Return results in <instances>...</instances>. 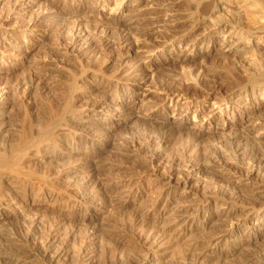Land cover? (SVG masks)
I'll return each mask as SVG.
<instances>
[{
  "label": "rangeland",
  "instance_id": "obj_1",
  "mask_svg": "<svg viewBox=\"0 0 264 264\" xmlns=\"http://www.w3.org/2000/svg\"><path fill=\"white\" fill-rule=\"evenodd\" d=\"M4 1L2 0L1 6L3 8L0 6V12L7 14L9 11L4 8V6L7 7V2ZM32 1L35 4L37 3V5H41V2L43 4V0ZM57 1L60 8V0H51L54 4H57ZM73 1L77 2L75 6L84 8L86 11L88 9L93 10L92 13L100 14L106 20L114 18L115 21H111V27L118 23L130 28L129 35L136 42L132 43L131 41L129 46H120L114 40H110L109 43L104 44L103 48L98 50L94 47H84L85 52L80 58L82 61L80 64L71 57L65 58L64 56L66 55L58 51L54 54L59 59H48L49 54H45L55 50L53 41L50 40L52 37L51 33L42 41V45L38 49L33 47L34 49L29 52V61L21 56H14L9 47L0 44V108H2L0 110V143L3 142L7 145V152L14 150L13 146H16L17 142L24 136H28L25 137L27 139L29 137L33 139H30L31 142L27 140V149L25 148V152L22 151L23 155L20 154V156H25V153L27 154L29 151L34 152L33 146L38 143L35 141H39L40 144L44 145V139L50 136L49 134H54L53 131L55 133L58 131L56 124L62 123L66 116L70 117V112L73 113L75 109L88 107L97 99L108 98L107 106L105 105L106 110H104V112H107V121L102 122L103 120L99 116L102 112L97 108L93 112L87 111L83 114L82 127L85 126L84 129L90 130V134L94 139L91 143L87 141L85 144H71L73 145L71 151L65 150L64 156L68 155L73 163L70 166L64 162V168L68 170L70 180L66 179L61 180V183L58 182V185H60L56 186L57 188L60 187L58 189L60 190L59 192L58 190H48L47 186L42 184V179L46 178L49 180L47 178L49 172H52V174L59 172L63 168V161H51L52 156L44 153L29 160L28 166L26 165L27 169L25 168V171L29 173H33L36 170L33 173L36 174L37 172L35 182L33 181L32 183L30 180L24 183L8 174H4L0 178V199L7 204H5L7 208L0 213V250L5 245L11 246L14 243L21 245L24 239L22 237H25L26 231L33 230L34 226L39 224V227L35 228L34 231H42L41 229L45 231L49 228L58 231V236H60L58 243H63L61 246H63L64 250L66 248L65 259L59 260L64 262H59L60 264H131L129 251L131 248L138 249L139 247V244H136L137 241L131 237L133 233L128 230L126 231L127 234L126 232L119 233L116 236L123 238L118 242L112 237L115 229L112 231L108 226L116 225L124 218L136 216L137 218H134L143 219V223L139 224L142 231L153 235L146 243L140 240L145 247H143L141 255H147L149 259L146 264H177L180 255L187 253V249L192 246L202 253L203 264H257L261 262L262 257H264V255H261L264 254V213L258 215L251 213L246 208L240 207L239 202L236 205H231L222 203L220 200H211L209 204H197L196 196L192 192H188V190L193 189L199 193L198 195H201L213 192L218 187H236L237 190L242 189L241 191L244 192L243 196L247 200L258 203L264 199V127L261 125L264 123V106H258L259 103H264V101L259 100L260 102L254 105L257 108H253L254 110L250 112L253 115L252 119L243 121L240 113L250 108L251 105L249 104L252 103V99L250 97V101H244L236 98L240 92L238 91L240 84L246 83L250 77L255 78L254 76L257 74V76H261V74L263 76L264 70L260 65L263 63L262 59H264L262 58L264 56V32L261 35L263 40L258 42L257 36H251L250 41H242L235 37L233 32L230 33L228 27L216 32L217 34L213 36H208L209 33L213 32L212 26H216L211 23L212 21L224 19V16L227 20H229L228 18L236 20L238 17H235L232 13L229 15L225 11H223L225 13L221 11L215 16L213 15L209 20L207 12L211 8L209 5L204 7L206 6L203 5L204 0H122L121 3L124 9L120 14H115L114 0H108L107 5L102 10L99 9V0ZM95 3H97L96 6ZM242 3L244 4L245 2L232 0L228 7L237 10L244 6L246 8L247 6ZM221 5L223 3L216 2L211 7L215 8ZM198 6L203 9H200L202 12H199L200 14L195 13ZM12 8L15 13L20 12L19 15L24 19L26 18L25 20H27V16H30V11L26 8V5L16 4ZM245 8H241V10L245 11L247 9ZM244 11H241V13L244 14L246 12ZM5 16L2 15L1 20L7 29V25L10 27L12 21L8 23ZM245 16L246 14L241 15V19L239 17L236 21L241 20L242 26L247 28L251 25ZM247 21L248 24L245 26ZM192 25L193 27L195 25V30L192 29ZM46 26V22H43L40 27H35L32 33L27 34L25 41H23L22 35L15 30L10 32V36L19 37L21 43L18 45V49L23 50L26 45H34L39 41L41 38L40 30ZM189 28L192 30L190 29L189 31ZM137 32L141 33L138 34ZM60 33L67 36L62 31ZM142 34L144 37L146 35L148 38L150 37L147 39L149 40L148 42L151 41L150 44L145 43L147 37L144 38L141 36ZM2 35L0 32V37ZM79 35L82 39L90 38L84 32ZM192 38H194L196 44ZM172 42L175 44L173 48H176L174 51H171L169 46ZM208 42H212V44ZM233 42L236 43V48L231 45L235 44ZM187 45H189L188 49L192 48V53L199 52L200 58L198 56L195 57L194 61L190 62L189 65L185 63L183 67V64L178 61L183 57L188 59L190 53H184L187 48L183 49ZM43 46L45 50L47 49V53L44 48H41ZM151 46L155 47L152 48ZM253 47H257L261 51V54L259 53L261 56L254 57L251 55L253 50L251 48ZM48 48H51V50ZM160 48L165 49V52L159 53ZM120 53L122 56L126 54L125 57H127L123 68H119L115 64V59ZM156 55H159V57L156 58ZM202 56L205 57L206 61L201 58ZM112 57L114 64L112 61H107ZM194 63H197V66L196 64L193 65ZM147 65H151L154 70H149ZM187 65L192 68L191 70L195 71L194 74L198 72V66L199 68L203 67L204 74L202 72L203 75L199 74V78L202 77L198 85L200 88L194 89L193 82H189L191 78L184 76L185 73L183 72L187 69L185 68ZM261 68L262 70H260ZM211 71L214 72L211 73ZM244 71L248 73L246 74ZM146 73H149V75H146ZM113 76L121 81L117 82ZM136 76H142L141 78H143L138 84L132 83ZM122 79L125 80L123 81ZM127 79L132 80L126 81ZM205 81L208 82V84L206 82V85L209 87L203 84ZM232 81H235L236 84ZM231 83H234V87L230 86L232 85ZM211 85L213 88L210 87ZM217 87L218 89L222 87L221 93H217ZM207 88L210 91H207ZM163 89L165 91H172L173 89L178 91L175 92L176 94L180 95H183V93L192 94L194 91L199 92V94L216 95V98L212 96L210 99L205 100L204 103L199 104H185L183 103L185 99L181 100L180 104L182 105L179 104L177 109L186 110L190 117L194 111H197V113L201 111V116L196 119V124L200 122L198 120L210 113L212 100L220 99L223 94V97H235L233 98L235 103H228L227 110L221 107L223 109L222 116L220 114L209 116L212 120L209 129H207L205 123L202 124L203 131L201 130L202 141H200V145L203 147L214 146V148L218 149L219 156L223 154V157L220 156L218 160L212 159V157L209 163L202 162L203 164H201L206 170L199 166L189 170L187 168L185 176L189 179L190 189L186 192L181 190L180 187L174 186V184L162 189V183L157 182L154 176L145 175L143 172L138 176L139 183H134L136 177L132 175L137 173L139 160L136 152H138L139 148L137 149L132 142V145L129 144L130 140L128 138L137 133L139 129H144L143 133L145 134L152 133V131L153 134L157 132L159 125L158 127H153L155 126L153 118H163L165 114L162 111L163 108H161L164 105L161 99L164 98V93H166ZM136 90L138 91L137 94H135ZM219 94L221 96H218ZM231 108L232 110H230ZM177 117L178 112H175L172 116H169L170 119L165 122V125L168 128L178 130L186 129L184 132L194 128L191 121H184L181 118L177 119ZM50 120L51 122L53 120L58 122L55 123L52 132H50L53 127L51 125L54 124H50ZM48 121L50 123L47 125ZM237 122H242L244 130L234 129L233 132H242L243 135L245 134V138L247 137L246 144L242 143L246 142V139L242 137L241 147L240 139L235 142L232 131L229 128L224 127L221 129V125H230ZM45 123L47 126H44ZM113 123L115 124L114 126L112 125ZM253 123L259 126L252 127ZM70 128L77 130L75 132L80 131L79 128L77 129L73 125ZM214 129H219V133H213L212 130ZM220 130L223 131L222 135ZM58 132L64 133L62 130ZM108 132L110 133L107 136ZM177 135L172 132L170 141L164 145V158H168L177 152L178 143H180ZM98 137L101 138L99 143L97 142ZM230 139L239 145L240 149L236 152L237 155L234 153L232 146L228 144ZM67 142L61 140L59 146L69 149L68 146L70 145ZM124 144L126 145L124 146ZM219 146L221 148H218ZM228 149L230 152H227ZM122 150H126L125 152L129 155L124 156ZM139 150H142V147ZM22 156L20 160L24 159ZM248 156H250V159H248ZM253 158L255 159L253 166L255 169L257 167L256 173L251 174L248 179L236 174V170L245 171L246 165ZM60 162L61 164H59ZM55 167L58 169L56 170ZM151 172L165 176L166 172H168V167L163 161L155 162ZM31 176L34 177V175ZM64 181H67V184ZM133 183L137 185L135 186ZM78 185H83L87 190L94 187L91 192L89 190L92 193V198L88 205L91 212L84 218V225L87 227H80L81 225L76 226L71 223V218L75 214H77L79 219L84 216L81 212H78L79 208L74 199H79L76 189ZM63 189L68 190V193L64 192ZM159 191H165V201H160L156 198ZM67 194H69V197ZM144 196L146 198L143 200ZM141 200L143 203L147 201V203L145 202V205L148 204L147 207L152 206L154 203L156 205L155 209L148 208L142 211ZM151 202L152 204L150 205ZM126 206L127 208L125 209ZM108 209L109 211L112 209L111 212ZM257 222H262L263 225L256 227L254 224ZM101 226L102 228L100 229ZM157 230L165 232L170 239H167L166 235L162 237L160 235L155 236ZM36 231L33 232L31 239L36 238L33 241H40L44 236V232ZM38 233L42 234L39 235ZM134 234H137V232H134ZM182 234L186 235L184 239L181 238ZM64 235L68 236L64 237ZM32 240L30 241L32 242ZM82 245L85 248L86 258H82L79 262L80 259L77 260V257L80 254L79 248ZM52 255H54L53 252ZM260 257L261 259H259ZM72 258L77 261H74V263ZM189 258L191 259L192 257ZM54 263L59 264L57 260ZM22 264H37V262L32 261V258H30L25 259Z\"/></svg>",
  "mask_w": 264,
  "mask_h": 264
},
{
  "label": "bare ground",
  "instance_id": "obj_2",
  "mask_svg": "<svg viewBox=\"0 0 264 264\" xmlns=\"http://www.w3.org/2000/svg\"><path fill=\"white\" fill-rule=\"evenodd\" d=\"M5 1L7 2V4H6L7 7L4 6V8H6L7 11H9V12H7V14H3L2 12H0V32L3 34L2 35L3 37L2 36L0 37V44H4V46L9 47L10 50L13 52L14 56H21L27 61H29L28 59L30 58L29 57V52L32 51L34 48L38 49V47L42 45L41 44L42 41L50 33L52 34V37H51L50 40L53 41V44L55 46V50H53L52 52L47 53V51H46L47 49L45 50L44 46L41 47V48H44V50L46 51L47 54H45V55L49 54L48 59H50V60L59 59V57H57L54 54V53H57V51H58L59 53L61 52L64 55H66V56H64L65 58L71 57V58L77 60V62H79V64H80V62H82L80 60V58L84 55V52H85L84 47H86V48L94 47L95 49L98 50V49L103 48L104 44L109 43L110 40H114L120 46H122V45L129 46L131 41H132V43L136 42V40H132L131 39V35H129L130 28H128V27H126V26H124L122 24H118V23L115 24L114 27H111V21H115L114 18L110 19V20H106V18H104V16H102L100 14L98 15V14L92 13L93 10L91 11V10L88 9V11H86L84 8H80L78 6H75V3H77L76 1L72 2V0L71 1L70 0H60L59 1L60 8L58 7V1H57V4H54V3L51 2V0L50 1L49 0H43V4L41 2V5H37V3L35 4V2L32 1V0H5ZM107 1L108 0H99V3H100V8L99 9L102 10L104 8V6L107 5ZM121 1L122 0H114L113 1L114 7H115V14L116 13L120 14V13L123 12L124 8L122 6ZM240 1L245 2L244 4L247 6L246 7L247 9L244 6V7H240L239 10H241V8L242 9L243 8L246 9L245 10L246 12L244 10H241V11H244L245 12L244 14H246L245 17L248 18L247 20L249 21V23L251 25L250 27L248 26L249 28L248 27L246 28V27L242 26V24L240 23L241 20L236 21V20H238L239 17L241 19V15H244V14H242L241 11H239L237 9H230L228 7L232 3V0H204V4L203 5H206L204 7H207V5H209L210 8H211V9H209V12H207V18H209V20L212 18L213 15L215 16V14H217V13H219L221 11L222 12L225 11L229 15H230V13H232L235 17H238V18H236V20L234 19L235 21L233 20V18L231 16L230 17L232 18V20L230 18H228L229 20H227L225 18V16H224V19H220V20L218 19V21L215 20L217 22H215V21L213 22L212 21L211 23L213 25H216V26L215 27L212 26L213 29L212 28L211 29L213 30V32H211L209 34L207 33L208 36L209 35L213 36L214 34H217L216 32L222 31V30H224L225 28L228 27L230 29L229 30L230 33L233 32L235 37H237L238 39H240L242 41H250V37L251 36H253V37L257 36V42L264 39V38L262 39V36H261L262 33L264 32V0H240ZM216 2L223 3V5H221L219 7L212 8L211 5L213 4V6H214V4H216ZM16 4L26 5V8L29 9L30 16L29 17L27 16V20H25L26 18L24 19L22 16L19 15L20 12L19 13H15V10L12 8V6L14 7V5H16ZM96 4L97 3H95V6H96ZM1 5H2V0H0V6ZM201 7H202V5H201ZM201 7L198 6L196 8L195 13H199V12L202 13L200 11V9H202ZM225 12H223V13H225ZM203 13H205V12H203ZM223 13H222V15H224ZM2 15H6L5 18L7 19L8 23L12 21L10 23V27L7 25V29H6V25L1 20ZM196 15H198V14H196ZM245 17H244V19H245ZM196 20H197V18H196ZM248 21L246 22L245 26H247ZM43 22H46L47 26L43 27V28L41 27L42 28L40 30L41 38L39 39V41L36 44L33 43L34 45H32V44L26 45L23 50L18 49V45L21 43L19 41V37L10 36V32L13 31V30L19 32L22 35L23 41H25L26 38H27V34L28 33L29 34L32 33L33 30L35 29V27H37V28L40 27ZM139 22H141V21H139ZM194 23H195V21H194ZM194 23H192V24H194ZM140 26H143V25H140ZM146 27H147V25H146ZM192 27H193V25H192ZM194 27H195V25H194ZM194 27L192 29H194ZM190 29L191 28H189V31H190ZM61 31L66 33L67 36H64L62 33H60ZM206 31H208V30H206ZM81 32H84L85 34H88L90 38L82 39L80 37V35H79ZM137 33L140 34L141 32H137ZM138 36L140 37V35H138ZM141 36H143V34ZM146 37H147V35H146ZM146 37H144V38H146ZM194 37H196V36H194ZM149 38L147 37L146 40L149 39ZM192 39L194 41V38H192ZM148 41L149 40L145 41V43L146 44H150L151 41L150 42H148ZM177 43H179V42H177ZM187 43H190V42H187ZM194 43L196 44L195 41H194ZM208 43L212 44V42H208ZM233 43H235V42H233ZM248 43H250V42H248ZM153 44H151V45H153ZM158 44H160V43H158ZM43 45H44V43H43ZM174 45L175 44H173V42H172L171 45H169L171 47V49H170L171 51H174L176 49V48H173V47H175ZM192 45H193V43H192ZM231 45L234 46L235 48L237 47L236 43L235 44H231ZM188 46L189 45H187L183 49H186ZM244 46H246V45H244ZM51 47H52V43H51ZM154 47H152V48H154ZM156 47H158V46H156ZM162 48H160V52L158 51L161 54L163 52H165V49H162ZM239 48H237V49H239ZM251 49H253L251 55H253L254 57L261 56L260 55L261 51H259V49H257V47H253ZM49 50H51V48ZM240 50H242V49H240ZM243 50H245V49H243ZM120 52H122V51H120ZM158 52H156V53H158ZM127 53H128V51H127ZM184 53H186V54L190 53V55H189L188 59L183 57V58H181L178 61L179 63L183 64V67H184L185 63H187L189 65L190 62L194 61L195 57L198 56V58H200V55H199L200 53L199 52L192 53V48L191 47L189 49L187 48V50H185ZM243 54H245V53H243ZM125 56H126V54H125ZM125 56H122V54L120 53V55L116 57V59H115L116 63L115 64L119 68H123V66H125L124 63H126L125 60L127 58ZM158 57H159V55H156V58H158ZM201 58L204 59L205 57L202 56ZM262 58H264V56ZM107 61H109V62L112 61V63H113V57L109 58ZM204 61H206V59H204ZM262 62H261L262 64L261 65L259 64V65L264 70V59H262ZM203 63H205V62H203ZM195 64L197 66V63H194L193 65H195ZM188 65L185 67L187 69L183 73H185L184 76H188L189 78H191V79H189V82H191V81L193 82L192 84H194V89H195V88L199 87L198 86L199 85V81H201L200 78H202V77L199 78V76H200L199 74L201 72L203 73L204 69H203V67L199 68V66H198V72L194 74L195 71L191 70L192 68L190 66L188 67ZM200 65H201V63H200ZM147 68L149 70H154V68L151 65H147ZM262 68L260 70H262ZM214 71H217V70H214ZM213 72L211 71V73H213ZM244 72H246V71H244ZM261 72L263 73V71H261ZM247 73L248 72H246V74ZM146 75H149V73L148 74L146 73ZM256 76H254L255 78H251V77H250L251 79L248 78V81L246 83L240 84V87H238V91H240L239 94H237V96H236V98H238V100L250 101V97L252 99V103L249 104V105H251L250 108H248L247 110H244L242 113H240L241 117H243V121H246V120L249 121V119L251 117H253L252 113H250V112L253 111L255 108H257L256 106L254 107V105H257L256 103H259L260 102L259 100H261V101L263 100L264 101V73H263V76H262V74H261V76L260 75L257 76V77ZM134 77H135V75H134ZM141 77L140 76H136V79H133V77H132V79L134 81L132 83L138 84L140 81L143 80V78H141ZM113 78L117 82L121 81V80H118L119 78H117L115 76H113ZM187 78H185V79H187ZM132 79H127L126 81H131ZM206 82L207 81H205V83H203V84L206 85ZM232 82H235V81H232ZM184 83H187V82H184ZM200 84H202V83L200 82ZM207 84H208V82H207ZM235 84H236V82H235ZM75 85H76V83H75ZM204 85H203V87H204ZM215 85L217 86L216 83H215ZM215 85H214V87H215ZM233 85H234V83L232 85H230V86H233ZM183 86H185V85H183ZM71 87H72V85H71ZM74 87H76V86H74ZM126 87H124V88H126ZM187 87L189 88V86H187ZM207 87H209V86H207ZM210 87H212V85ZM218 87H217V89H218ZM222 87H221V89H218V90L216 89L217 93H221L222 92L221 91ZM166 88H168V87H166ZM176 88H178V87H176ZM176 88H173V89L175 90ZM184 88H186V87H184ZM173 89H172V91H169V90L165 91L163 89L166 93H164L165 94L164 98L161 99V102L164 103V105H162L161 108H163L162 111L165 114H164L163 118H157V117L153 118V122L155 124V126H153V127L155 128V127H158V125H159L158 130L160 128L161 129L159 131L157 130V132H155L154 134H153V131H152V133L145 134V133H143L144 129H139L137 131L139 132V135L141 134L140 136H142V138H140V136L138 135L137 131H136L137 133H135L134 135H131L130 137L127 136V137H129L128 139L130 140L129 144L132 145V143H133V145L137 149L138 148L140 149V147H142V150L138 149V152H136V155H137V158H138L139 161H138V164H137V170H136L137 173H133L132 174L134 177H136V180H135L134 183H139L138 176L141 174V172H143V174H145V175L154 176L156 178L157 182L162 183V187H161L162 189L164 187H166V186H170V185L173 186V184H174V186L180 187L181 190L186 192L188 189H190L189 188V184H188L189 179H188V177L185 176L187 174L185 172V171H187L186 169L188 168V170H189L190 168H194V167L199 166L202 169L206 170L205 167L202 166V164H203L202 162L209 163V162H211V158L212 157H213L212 159H217L218 160V159H220V156H221V155L219 156L218 149L214 148V146L203 147V146L200 145V141H202L201 132L203 131V129H202L203 127H201L202 124L205 123V125H207V129H209V127H210V125L212 123L211 117H209V116L213 115V114L214 115L223 114V109H221V107H224L227 110L228 109V103H235L233 101V98H235V97H231V96L223 97L224 94L222 96H221V94H219L218 96H221L220 99H218V100L215 99V100L211 101L210 113L207 116L202 117L200 120H198L200 122L198 124H196V119L198 117L200 118L201 111L198 112V113H197V111H194L192 116L190 117L189 114H187L186 110L181 111L180 108L177 109L178 105L181 103V100L183 101V99H185V101L183 102L185 104H191V103H194V104L198 103L199 104V103H204L205 100L210 99L212 96L216 98V95L215 96L214 95H209L207 93L199 94V92L197 93L195 91L192 94H186V93L184 94L182 92L183 95H180L178 93L176 94L175 92H178V91H174ZM203 89H206V88H203ZM191 90L193 91V89H191ZM211 90H213V89H211ZM207 91H210V90H208V88H207ZM137 93H138V91L136 90L135 94H137ZM132 97H133V94H132ZM203 98H204V100H203ZM107 101H108V98L104 97L102 99H99V100L97 99V100L93 101L88 107H84L83 109H75L74 110L75 113H74V111H73V113L70 112V115L68 114L70 117L66 116V118H64L62 123L61 122L60 123L55 122L54 120H53V122H51V120H50L51 123L48 121L47 125H48V123L54 124V125H51L53 127L51 128L52 130L50 132H52L54 130L55 123H58V124H60V125L56 124L57 125L56 127H57L58 131L62 130V131H64V133L63 132H58V131L55 133L53 131L54 134L51 133V134H49L50 136H48L46 139H44V141H45L44 145L40 144L39 141H35L36 143L37 142L38 143L35 146L32 145L33 149H34V152L28 150L29 152H27V154L25 153V156H22L23 155L22 151L25 152V148L27 149V146H26V145H28V141L27 140H30V139L32 140L33 138L29 137L27 139L25 137H28V136H24V137L21 136L22 137L21 140H19L17 142L16 146H13L14 150L12 149V151H8V152H7V145L4 144L3 142L0 143V178L4 174H8L11 177L15 178L16 180H18V181H21V182L25 183V182L31 180L30 182L33 183V181L36 180L35 177H37V176H35V175H37V172H36V174H33V173L36 171L35 169H37V168L34 169L35 171L33 173H31V172L29 173V172L25 171L26 165L28 164L29 160H31L33 158H36V156H39L41 153L42 154L44 153V154H48V155L52 156L51 161H54V162L55 161H63L62 162L63 168L62 169L60 168L61 170H59V172L53 173V174H52V172L48 173L49 176L47 178L49 180H47L46 178L45 179L44 178L43 179L40 178L43 181L45 180L44 182L42 181V184H45V186H47L48 190H52V191L56 190L57 191L60 188V187L57 188V186H56V185H58V182H60L61 180H66V179L68 180L69 177H70V174L67 172L68 170H66V168H64L65 167L64 165L68 164V165L71 166L72 163H73L72 159L68 155L64 156L65 153H66L65 150L71 151V147L73 146L71 144H74V143H77V144L84 143L85 144L87 141H89L90 143L93 142L94 138H93V136H91L90 130H86V128L84 129L85 126L82 127V123L81 122H82V119H83V114L86 113L87 111L88 112H93L94 109L97 108V109L101 110V112H102V114L99 115L101 117V119L103 120L102 122L107 121V119H108V116L106 115L107 112H104V110H106ZM180 105H182V104H180ZM261 105L264 106V103H259L258 104L259 107ZM73 108H75V107H73ZM1 109L2 108H0V110ZM230 110H232V108ZM66 111H67V109H66ZM175 112H178L177 119L181 118L184 121H187V120L191 121V123H192V125L194 127L193 128L194 130L193 129H190V130L188 129L189 130L188 132H184V131H186V129L185 130H178V129H175V128L174 129L173 128H168L165 125L166 124L165 122L168 121L170 119L169 116H172ZM2 113H3V110H2ZM71 114H73V115H71ZM59 121H61V120H59ZM184 124H185V122H184ZM263 124H261V125L264 127ZM47 125L45 123L44 126H47ZM72 125H73V127L75 126L77 129L79 128L80 131L75 132L77 130H74V128L73 129L70 128ZM112 125L114 126L115 124L113 123ZM113 126H111V127H113ZM251 126L252 127H257L259 125H256L255 123H253ZM224 127L229 128V130L232 131L231 133H232V136L234 138L233 140L235 142L238 139H240V142H239L240 143V147H241V139H242V137L244 139H246V142H242V143H245V144L247 143V137L245 138V134L243 135L242 132H239V133L238 132L236 133L235 131L233 132L234 129H243L244 130V128L242 126V122L231 123L230 125H223V126L221 125V129L224 128ZM172 132H174L176 135L178 134L177 136L179 137L178 139H179V142H180V143H178L179 148L177 149V152L175 154L171 155L168 158H164V152L165 151H164L163 147H164V145L166 143H168L170 141L169 139H170V136H171ZM212 132L213 133H219V129H214V130H212ZM109 133L110 132H108L106 135L108 136ZM220 133L222 135L223 131L220 130ZM23 138H25V139H23ZM19 139H20V137H19ZM100 139H101L100 137L97 138V142L98 143H99ZM125 139H126V137H125ZM31 140H30V142H31ZM61 140H63L64 142L68 141L67 143H69V145H70V146H68L69 149H64V148H61L59 146V142ZM228 141H229L228 144H230L232 146V148L234 150V153L236 154V152L239 151V149H240L239 145H237L235 142H233L232 139H230ZM35 142H34V144H35ZM127 142H129V141L127 140ZM32 143H29V144H32ZM226 143H227V141H226ZM125 145L126 144H124V146ZM127 146H128V143H127ZM222 147H223V145H222ZM11 148H10V150H11ZM218 148H221V146H219ZM123 149H127V148H123ZM233 150H231V151L233 152ZM125 151H123V153H124L123 155L124 156H128L129 154L127 152H125ZM127 151H129V150H127ZM139 151H141V152H139ZM221 151H223V150H221ZM227 152H230L229 149H228ZM20 154H22L21 156L24 159L20 160V158H21ZM221 157H223V154H222ZM249 157L250 156H248V159H250ZM251 158H252V156H251ZM254 158H256V157H254ZM253 159L251 161L248 160L249 163L248 164L246 163L247 167H246L245 171L244 170L243 171L242 170H236L235 171L236 174H238L240 177H244L245 179H248L249 176L251 174H253L255 172V170L257 169V167L255 169V167L253 166L255 164V163H253V161H255V159L254 160ZM160 161H163L166 164V166L168 167V172H166L165 176H162L160 174H156V173L151 172V170H152V168L154 166V163L155 162H160ZM257 161H260V160H257ZM64 162H65V164H64ZM260 162H258V163H260ZM59 164H61V162ZM57 165H55V166H57ZM55 169H56V167H55ZM29 171H31V170H29ZM50 171H51V169H50ZM258 173H260V172H258ZM44 174H46V173H44ZM31 175H34V177L31 176ZM39 181H41V180H39ZM65 184H67V181L65 182ZM74 188H76V187H74ZM92 188H94V187H92ZM76 189H77V192L79 194V199H77V198H74V199L77 202V205H78V208H79L78 212L79 213L81 212V214L84 215V216H82V218L79 219L77 214H75L71 218V223L75 224L76 226L77 225H79V226L81 225L80 227H82V226L87 227L86 225H84V222H85L84 218L91 212L89 207H88V205H89V201L92 198L91 197L92 193H90L92 190L89 189L90 190V192H89V190H87V188L84 187L83 185H78ZM241 190L242 189L237 190L236 187H227V188L226 187H224V188L223 187H218L213 192H210V193H207V194L198 195L199 193L197 191L193 190V189L188 190V192H192V194L196 196V198H197L196 203L197 204H209V202L211 200H220L222 203H229L231 205H236L239 202L238 204H239L240 207L246 208L251 213H256L257 215L258 214H263L264 213V199L262 201L258 202V203L257 202H252L251 200H247L246 198H244V196H243L244 192H242ZM59 191L60 190H58V192ZM63 191L65 192L66 189L65 190L63 189ZM93 191H94V189H93ZM64 192H62V193H64ZM232 193H234V194H232ZM67 195L69 197V194H67ZM141 196H143V195H141ZM131 198H133V197H131ZM145 198L146 197L144 196L143 200ZM156 198H158L160 201H165V199H166L165 191L164 192L163 191H159L157 193V197ZM132 201H134V200H132ZM145 202L147 203V201H144V203H143V201L140 202V204L142 203V205H140L141 208H142V211L146 210L148 208L149 209L152 208L153 210L155 209L156 205H154V203L152 204V202H151L150 205L152 204V206L147 207L148 204L145 205ZM5 204H6V202L4 200L0 199V213H1L2 210L7 208L6 207L7 204L6 205ZM121 204H122V202H121ZM127 206L125 207V209L127 208ZM107 208H109V207H107ZM109 209H108V211H109ZM111 210L109 212H111ZM134 217H136V216H131V217L127 218V219H125V218L122 219L121 218L122 220L119 221L118 224L110 225L108 227L112 231H113V229H115L114 232H113V236L112 235L111 236L118 242L121 241V239L123 237L122 238L121 237L118 238V236H116V235H118L119 233H122V232L125 233L127 230L132 232L133 235L131 234V237L137 241L136 242L134 240L136 242V244L137 243L139 244L140 248L139 247H138V249H132L131 248V250L129 251V253L131 254V261H132L131 264H146V263L149 262V259L147 258V255L146 256L141 255V252H142L144 246H143V243H141L140 240H143V242L146 243V241L148 239H151V237L153 235L152 234L149 235L148 234L149 232L148 233L143 232L141 227H139V224L141 225L143 223V219L140 220L141 218L140 219L139 218L136 219L137 217L136 218H134ZM68 222H69V220H68ZM38 225L36 224L34 227L38 228L39 227ZM254 225L256 227H261L263 224H262V222H257ZM230 226H231V223H230ZM101 228H102V226L100 227V229ZM106 228H107V226H106ZM34 229L26 231L25 237H22V239L24 238L23 241L21 242L20 241L21 239L19 240V242L22 243L21 245H17L16 243H14V244L12 243L13 245H11V246L5 245L3 247V249L0 250V264H22V262H24L25 259L27 260V259H30V258H32V261L37 262V264H53L54 261L56 262V260H57L58 263L59 262L60 263L64 262L63 260L65 259L64 257L66 256V251H65L66 248L64 250L63 246H61L63 244L62 242H61L62 244L58 243V239L60 237V236H58L59 235L58 231H56L55 229H52V228H49V229H47L45 231L43 229H41L44 232V234H43L44 236L42 235L43 237L41 238L40 241H33V240L36 239V238L33 239V240L31 239L32 235L34 234L33 232L36 231V230L34 231ZM42 231L39 230V231H36V232H42ZM134 232H137V234H134ZM40 234H42V233H40ZM110 234H112V233L110 232ZM126 234H127V232H126ZM35 235H37V234H35ZM93 235H94V233H93ZM93 235H91V236L93 237ZM157 235H160L162 237V236H165L166 234H165V232H162L161 230H157V234L155 236H157ZM65 236L67 237L68 235H64V237ZM185 237H186V235L182 234L181 238L184 239ZM166 238L170 239V237L167 236V235H166ZM30 240H32V242ZM59 241H61V240H59ZM17 243H18V241H17ZM81 244H84V243H81ZM57 246H59V247L57 248V250H55ZM178 247H180V246L178 245ZM84 249H85L84 245H82L79 248V253L80 254H78V257H77L78 258L77 260L80 259L79 262L81 261L82 258L85 257V250ZM52 252L54 253V255H52ZM186 252L187 253H184V254L180 255V259L177 262V264H203V260L201 259L202 258V253L199 252L196 247H194V246L189 247ZM261 255L263 256L264 254H261ZM75 256H77V255H75ZM189 257H192V258L190 259ZM62 258H64L62 260L63 262L59 261ZM259 259H261V257ZM74 261L75 260L73 259V262ZM85 261H86V259H85ZM259 263L260 264H264V257H262V261L259 262ZM259 263H257V264H259Z\"/></svg>",
  "mask_w": 264,
  "mask_h": 264
}]
</instances>
